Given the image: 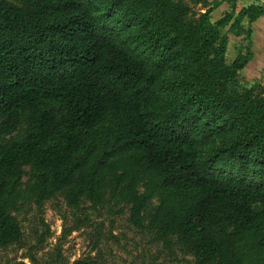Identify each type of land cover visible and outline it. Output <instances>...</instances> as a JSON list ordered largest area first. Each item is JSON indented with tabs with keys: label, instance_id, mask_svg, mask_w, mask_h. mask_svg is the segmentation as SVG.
<instances>
[{
	"label": "trees",
	"instance_id": "1",
	"mask_svg": "<svg viewBox=\"0 0 264 264\" xmlns=\"http://www.w3.org/2000/svg\"><path fill=\"white\" fill-rule=\"evenodd\" d=\"M18 1L0 0V135L25 117L28 132L0 145V198L3 180L24 166L35 169L40 198L63 193L73 207L100 204L108 182L142 171L143 192L133 184L125 195L135 226L158 199L160 235L183 237L200 264H264V94L239 90L249 52L230 66L225 59L228 34L240 35L243 19L264 9L244 10L221 36L234 19L226 15L209 31L201 68L166 81L162 65L113 37L109 26L126 18L117 8L99 21L83 0ZM222 125L233 138L206 156ZM21 239L0 204V248Z\"/></svg>",
	"mask_w": 264,
	"mask_h": 264
},
{
	"label": "rangeland",
	"instance_id": "2",
	"mask_svg": "<svg viewBox=\"0 0 264 264\" xmlns=\"http://www.w3.org/2000/svg\"><path fill=\"white\" fill-rule=\"evenodd\" d=\"M10 1L20 4L18 0ZM83 1L99 21L112 6L125 13L126 18L122 16L117 21L126 30L121 31L115 21L109 26L116 30L113 37L150 66L162 65L166 81L176 80L184 68L198 71L204 58V43L213 35L209 31L217 30L204 17L211 9L207 0ZM180 11H187V16ZM219 33L226 35L228 29H220ZM244 41L247 45V38ZM239 90L244 89L240 86ZM256 93L264 94V86H257ZM108 124L106 119L99 129ZM27 132L25 117L14 134L0 135V145L22 142ZM233 136L231 126L222 125L204 154L209 156L221 149ZM146 181L142 171L123 185L110 181L100 204L84 199L73 207L63 193L40 198L35 190V169L22 167L17 178L3 180L0 198L1 206L18 220L22 239L18 244L0 248V264H76L85 260L97 264H200L192 245L183 237L160 235L162 214L158 199L144 210L141 225L133 224L132 206L125 195L133 184L143 192Z\"/></svg>",
	"mask_w": 264,
	"mask_h": 264
},
{
	"label": "crops",
	"instance_id": "3",
	"mask_svg": "<svg viewBox=\"0 0 264 264\" xmlns=\"http://www.w3.org/2000/svg\"><path fill=\"white\" fill-rule=\"evenodd\" d=\"M211 4L209 21L212 25H216L226 15L233 13L234 19L226 28L230 29L234 20L244 10L255 6L264 9V0H207ZM241 28L243 32L240 35L231 34L228 40L226 63L232 65L238 55L242 53L246 55L250 53V58L241 71L239 76V84L242 89L250 90L257 86H264V14L258 17L254 22L250 23L245 17L242 21ZM221 35V34H220ZM223 36V35H221ZM247 38V45L244 39Z\"/></svg>",
	"mask_w": 264,
	"mask_h": 264
}]
</instances>
